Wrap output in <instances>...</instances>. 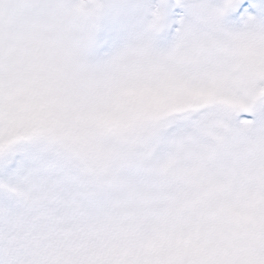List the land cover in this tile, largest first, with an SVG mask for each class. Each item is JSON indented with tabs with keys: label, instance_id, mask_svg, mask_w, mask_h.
I'll return each mask as SVG.
<instances>
[{
	"label": "snow or ice",
	"instance_id": "obj_1",
	"mask_svg": "<svg viewBox=\"0 0 264 264\" xmlns=\"http://www.w3.org/2000/svg\"><path fill=\"white\" fill-rule=\"evenodd\" d=\"M0 264H264V0H0Z\"/></svg>",
	"mask_w": 264,
	"mask_h": 264
}]
</instances>
